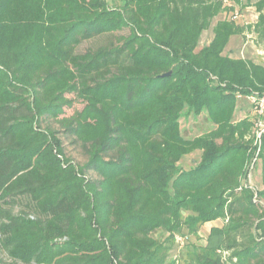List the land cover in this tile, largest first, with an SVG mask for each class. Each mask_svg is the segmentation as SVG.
<instances>
[{
    "label": "trees",
    "instance_id": "obj_1",
    "mask_svg": "<svg viewBox=\"0 0 264 264\" xmlns=\"http://www.w3.org/2000/svg\"><path fill=\"white\" fill-rule=\"evenodd\" d=\"M249 6L255 23L229 18ZM250 32L264 40V0H0V264H163L156 232L217 221L186 264H264V132L234 119L264 65L223 55ZM200 109L214 128L186 138Z\"/></svg>",
    "mask_w": 264,
    "mask_h": 264
},
{
    "label": "rangeland",
    "instance_id": "obj_2",
    "mask_svg": "<svg viewBox=\"0 0 264 264\" xmlns=\"http://www.w3.org/2000/svg\"><path fill=\"white\" fill-rule=\"evenodd\" d=\"M240 12V21L246 24L255 23L258 20L259 14L254 6L244 8ZM224 17V13L217 17L213 21L212 27L218 19ZM212 27L202 34L199 40L198 49L209 45L213 39L214 33ZM124 34H128V30L118 32L115 36H102L95 38L83 43L78 50L79 52H83L87 49L96 48ZM223 55L229 57H244L264 65V40L260 41L257 34L254 32H250L246 36H233L226 46ZM211 78L213 81L212 83L218 84L215 77L212 76ZM249 96L250 95H244L239 92L236 93L237 103L234 119L241 120L245 117H253L256 120L255 129L257 131V136L260 138L264 132V114L259 117L255 113L254 106L250 101ZM82 106L83 103L79 101L75 104L74 108L68 109L67 113L71 114L74 110L81 109ZM212 128H214V124L209 120L207 112L203 109L188 112L181 118L182 134L186 138H194L210 131ZM65 143L67 153L72 156L76 162L83 163L85 161V157L82 150L79 147L70 144L67 140ZM200 159L201 151L197 150L184 156L179 162V165L182 169L189 170L196 167ZM261 172V161L256 156L251 162L245 181L246 184L252 187L255 192H258V190L262 187ZM211 224L220 225L221 221L207 223L196 233L190 228L185 227L182 232L175 234L173 239L170 234L165 231L156 232L154 236L157 238L159 243L158 255L160 257H164L163 264H186L189 259L190 251H193L195 248H198V246L205 244Z\"/></svg>",
    "mask_w": 264,
    "mask_h": 264
},
{
    "label": "built area",
    "instance_id": "obj_3",
    "mask_svg": "<svg viewBox=\"0 0 264 264\" xmlns=\"http://www.w3.org/2000/svg\"><path fill=\"white\" fill-rule=\"evenodd\" d=\"M229 18L233 20H239L241 18V12L239 8H236L233 12H230ZM250 101L254 106L255 113L260 117L264 114V93L263 94H251L249 96Z\"/></svg>",
    "mask_w": 264,
    "mask_h": 264
}]
</instances>
